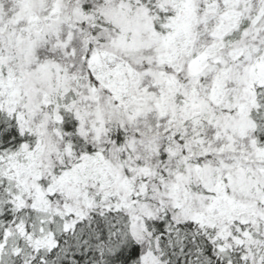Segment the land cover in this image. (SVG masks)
Masks as SVG:
<instances>
[{
  "label": "snow or ice",
  "instance_id": "6c2138e0",
  "mask_svg": "<svg viewBox=\"0 0 264 264\" xmlns=\"http://www.w3.org/2000/svg\"><path fill=\"white\" fill-rule=\"evenodd\" d=\"M0 264H264V0H0Z\"/></svg>",
  "mask_w": 264,
  "mask_h": 264
}]
</instances>
